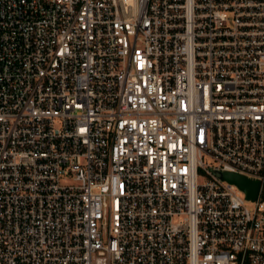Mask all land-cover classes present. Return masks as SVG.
Masks as SVG:
<instances>
[{
  "label": "built area",
  "instance_id": "2783aa9c",
  "mask_svg": "<svg viewBox=\"0 0 264 264\" xmlns=\"http://www.w3.org/2000/svg\"><path fill=\"white\" fill-rule=\"evenodd\" d=\"M0 264H264V0H0Z\"/></svg>",
  "mask_w": 264,
  "mask_h": 264
},
{
  "label": "water",
  "instance_id": "95a60500",
  "mask_svg": "<svg viewBox=\"0 0 264 264\" xmlns=\"http://www.w3.org/2000/svg\"><path fill=\"white\" fill-rule=\"evenodd\" d=\"M218 176L224 181L237 185L246 194L247 199L256 200L260 189L258 181H252L234 173H218Z\"/></svg>",
  "mask_w": 264,
  "mask_h": 264
}]
</instances>
